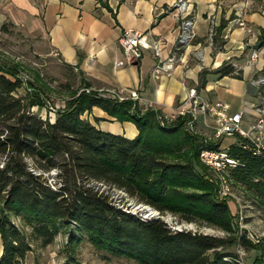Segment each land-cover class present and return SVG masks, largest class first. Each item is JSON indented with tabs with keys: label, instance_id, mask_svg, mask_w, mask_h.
<instances>
[{
	"label": "trees",
	"instance_id": "1",
	"mask_svg": "<svg viewBox=\"0 0 264 264\" xmlns=\"http://www.w3.org/2000/svg\"><path fill=\"white\" fill-rule=\"evenodd\" d=\"M98 1L111 8L106 0ZM225 24L223 18L219 32ZM258 46H264V29ZM209 73L243 78L242 69L225 62L203 70L199 88ZM24 84L16 65L0 62V264H21L33 250L32 240L47 246L64 227L71 229L72 245L80 240L77 233H84L97 249L138 264H242L239 254L227 248L251 243L235 235L229 200L206 178L200 159L203 149H220L221 140L190 132L188 117L169 119L138 100L99 92L90 82L54 120L43 118L32 110L44 104L41 89L18 95ZM94 107L133 122L138 135L128 138L97 127L85 117ZM250 146L242 138L230 145L237 159L230 175L242 185L246 199L264 210V155H255ZM97 183L121 189L161 214L205 223L227 235L177 230L160 217L131 213L114 204ZM14 217L31 228L30 234Z\"/></svg>",
	"mask_w": 264,
	"mask_h": 264
},
{
	"label": "crops",
	"instance_id": "2",
	"mask_svg": "<svg viewBox=\"0 0 264 264\" xmlns=\"http://www.w3.org/2000/svg\"><path fill=\"white\" fill-rule=\"evenodd\" d=\"M106 1L110 9L98 0L2 1L0 29L10 19L30 31L45 33L56 53L67 64L78 66L93 89L136 91L141 106L159 109L173 117L186 106L189 90L196 87L203 101L211 104L222 101L229 104L230 112L242 113L241 127L251 130L258 118L256 105L264 108V86L255 83L264 75V46H258L264 29V4L253 8L242 4L223 6L220 0H188L189 8L183 13L177 7L178 0ZM186 15L194 19L195 37L176 51L180 23ZM223 18L226 24L219 32ZM212 26L213 39L209 37ZM126 28L147 31L150 40H161L163 59L177 55L171 75L162 73L159 78L153 75L159 59L151 50L134 63L128 62L120 45ZM253 50H258L254 61ZM121 61L124 64L117 65ZM225 62L242 69L243 78L209 73L206 85L199 88L201 72L218 69ZM85 117L104 131L128 138L138 135L133 122L118 121L100 107H94ZM204 121L209 125L215 123L213 116L201 115L200 128L207 131ZM232 138L222 147L238 141L237 137ZM2 250L1 240L0 255Z\"/></svg>",
	"mask_w": 264,
	"mask_h": 264
},
{
	"label": "rangeland",
	"instance_id": "3",
	"mask_svg": "<svg viewBox=\"0 0 264 264\" xmlns=\"http://www.w3.org/2000/svg\"><path fill=\"white\" fill-rule=\"evenodd\" d=\"M6 0H0L1 2ZM105 1V0H104ZM223 6L242 4L248 7H261L264 0H220ZM7 30L0 29V62L16 65L18 74L24 80V87L18 91V95H26L27 92L40 94L44 104L40 107L34 105L32 110L43 118H54L57 111L66 106L72 95L78 90H83L84 82H90L73 65L67 64L53 49L50 39L45 33L30 31L22 25H17L12 20H5ZM91 83V82H90ZM90 89L87 88V91ZM99 92L108 93L107 88L95 89ZM117 120V119H116ZM119 121V120H118ZM122 122V121H121ZM199 131L206 137H210L212 129ZM232 137L222 139L223 145H228ZM1 161V160H0ZM203 163V162H202ZM206 178L212 180L217 189L218 177L215 172L205 163ZM56 171H51L55 176ZM232 180V195L227 197L233 212V224L236 236L246 237L251 245L248 248L235 244L229 248L239 254L242 264H264V210L257 208L251 200L246 199V191L240 183ZM102 190L111 195L114 204L124 210L137 215L147 216L150 214L145 207L139 206L141 201L130 196L125 191L116 187L97 183ZM143 205H147L142 203ZM155 210L154 208H152ZM152 210V211H153ZM171 228H183L193 231L226 236L223 230L200 222L180 221L178 216L167 212L160 214ZM149 217H152L149 215ZM15 222L28 234L31 228L20 218L14 217ZM74 228V227H73ZM70 227H64L56 236L53 243L42 246L40 240H32L33 250L30 251L21 264H138L133 260L114 257L97 249L88 240L84 233H77L80 240L72 245L69 242ZM1 247V238H0Z\"/></svg>",
	"mask_w": 264,
	"mask_h": 264
},
{
	"label": "built area",
	"instance_id": "4",
	"mask_svg": "<svg viewBox=\"0 0 264 264\" xmlns=\"http://www.w3.org/2000/svg\"><path fill=\"white\" fill-rule=\"evenodd\" d=\"M177 7L181 12L186 13L189 8L188 0H178ZM243 24V23H242ZM215 34V28L212 26L209 32V37L213 39ZM195 37L194 31V19L189 15H186L180 23V34L178 38V46L176 51L181 49L184 45L189 44ZM120 45L127 56L129 63H134L143 57L146 51L151 50L155 56L159 59L153 75L157 78L162 73L168 75L172 74L174 64L177 60V55H171L167 59L162 58L161 40L149 39L147 31H142L137 28H126L123 30L120 37ZM258 58V50H253L251 53V60L254 61ZM124 64L123 61L117 62V65ZM255 83L259 86H264V75L258 77ZM110 96L119 100L130 98L133 100H140V96L136 91L127 93L121 88H111L107 91ZM186 106L180 109L177 115L173 117L166 116L169 119H175L177 116L188 117L187 129L190 132L197 133L202 131L200 128V116H213L214 125H209L205 122V127L212 129V134L209 138L214 140H222L226 137H237L247 139L250 142V149L257 156L264 155V108L261 105H256V111L258 118L252 125L250 131H246L241 127L242 113L230 112L229 104L217 101L213 104L203 101L199 98L198 90L193 87L189 90L188 98L186 99ZM249 147V146H246ZM200 159L208 167H210L218 177V191L221 198H227L232 195V180L230 178V169L237 164V159L230 152V145L227 147H221L220 149H203L200 152ZM140 207H145L148 211L149 206L140 203ZM160 211L154 210L149 215L152 217H158ZM149 215L144 217H149ZM182 230L183 228H173Z\"/></svg>",
	"mask_w": 264,
	"mask_h": 264
},
{
	"label": "bare ground",
	"instance_id": "5",
	"mask_svg": "<svg viewBox=\"0 0 264 264\" xmlns=\"http://www.w3.org/2000/svg\"><path fill=\"white\" fill-rule=\"evenodd\" d=\"M149 210H150V212H153V211H154L151 207L149 208ZM152 210H153V211H152Z\"/></svg>",
	"mask_w": 264,
	"mask_h": 264
},
{
	"label": "water",
	"instance_id": "6",
	"mask_svg": "<svg viewBox=\"0 0 264 264\" xmlns=\"http://www.w3.org/2000/svg\"><path fill=\"white\" fill-rule=\"evenodd\" d=\"M149 206V205H148ZM151 206H149V208H150ZM158 217H160V216H158ZM161 218V217H160Z\"/></svg>",
	"mask_w": 264,
	"mask_h": 264
}]
</instances>
